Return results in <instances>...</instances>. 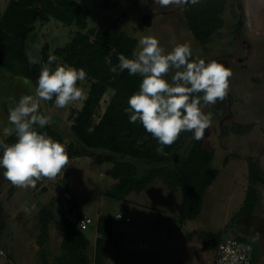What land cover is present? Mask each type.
Segmentation results:
<instances>
[{
  "label": "rangeland",
  "instance_id": "374dc122",
  "mask_svg": "<svg viewBox=\"0 0 264 264\" xmlns=\"http://www.w3.org/2000/svg\"><path fill=\"white\" fill-rule=\"evenodd\" d=\"M7 1L0 0L1 10ZM78 1L89 9L88 27L125 33L136 38L138 45L142 37L154 36L165 52L177 44L189 43L192 59L198 57L206 63L215 60L231 69L227 97L215 105L203 106L205 113H212V123L199 142L212 153L211 165L219 169V174L206 190L199 216H206L211 227L220 229L228 214L237 211L232 197H237L238 205L242 203L249 185V162H255L261 179L254 182L257 211L251 214L253 220L249 219L247 230L248 234L256 232L260 245L264 246V0H228L223 14L224 26L206 46H201L188 30L183 8L160 7L153 0H136V3L133 0ZM72 35L71 26L54 18L37 24L35 33L28 39L31 59H39V50L44 44L52 52L66 44ZM89 85L87 76L78 82L86 94ZM32 94L34 92L25 81L0 76V139H5L3 129L10 127L9 109L21 96ZM110 95L107 91L106 101ZM80 105L76 102L61 109L54 104L49 109L43 106V109L45 115L51 117V124L66 134L72 110ZM228 160L229 164L225 165ZM111 166L109 161L99 163L89 157L69 159L68 167L54 180L43 179L35 188L27 189L13 186L3 177L0 168V201L4 216L0 246L7 256L22 264H41L43 252L51 263L60 251L63 236L60 219L74 217L81 211L94 218L93 224L85 230L91 240L92 227L100 214L129 216L131 222L120 221L124 226L122 232L130 227L135 229L131 230L133 242L147 240L144 241L148 245L145 249L152 252L148 264H213V251L194 248L191 242L197 238L187 236L195 222L186 220L182 228L177 224L180 219L177 221L175 212L180 207L183 187L180 186L177 193L168 191L165 179L158 178L146 191L114 199L105 194L115 181L109 175ZM42 207L48 208L52 216L44 248L37 243L38 213ZM223 233L228 235L226 237L233 236L230 230ZM86 254L92 260V246H88ZM133 257L127 255L122 262L129 263ZM106 261L113 264L112 259ZM0 264H6L1 256Z\"/></svg>",
  "mask_w": 264,
  "mask_h": 264
},
{
  "label": "trees",
  "instance_id": "16d2710c",
  "mask_svg": "<svg viewBox=\"0 0 264 264\" xmlns=\"http://www.w3.org/2000/svg\"><path fill=\"white\" fill-rule=\"evenodd\" d=\"M227 1L199 0L194 5L183 6L187 28L201 46H206L224 26ZM88 15L89 9L78 0H8L4 9H0V76L4 79L19 78L34 92L41 67L47 63L50 54L58 58V63L83 68L90 82L87 99L78 109L72 110L68 132L63 134L52 124L44 128L36 126L37 130L63 143L70 161L89 157L99 163L111 162L109 175L115 181L106 190L107 196L124 199L128 193H140L155 179L164 178L169 191L174 192L180 186L184 188L181 218H195L200 212L205 190L218 173V168L211 165L212 153L193 138L192 132H182L171 146H165V154H158L157 139L139 121L129 122L130 114L125 112L129 107L127 101L139 91L142 77L129 75L127 70L112 73L110 67L118 65L119 53L131 58L138 40L125 33L88 27ZM50 18L71 26L73 35L66 44L54 48L52 52L44 44L39 50V59L33 61L28 39L35 33L37 24ZM110 54L111 65L105 62V57ZM55 66L54 63L52 67ZM174 71L166 77L169 82ZM107 91L111 94L108 101L105 100ZM41 102L40 112L45 115L43 106L49 109L55 104V98ZM15 140V135L5 138L7 143H14ZM257 179L261 177L256 163L251 161L246 195L232 219L257 211L258 197L254 185ZM82 216L83 213L77 211L74 218L64 216L60 219L63 228L60 251L51 263L42 252V264H104V253L114 233L112 217L105 214L98 216L95 223L98 236L90 260L86 254L90 241L85 233L89 227L82 230L78 225ZM51 218L48 208L39 210L37 243L43 248ZM3 226L0 201V231ZM204 238L209 246H217L220 234L205 233ZM250 243L253 261L258 250L254 241L250 240Z\"/></svg>",
  "mask_w": 264,
  "mask_h": 264
},
{
  "label": "clouds",
  "instance_id": "9594fccd",
  "mask_svg": "<svg viewBox=\"0 0 264 264\" xmlns=\"http://www.w3.org/2000/svg\"><path fill=\"white\" fill-rule=\"evenodd\" d=\"M153 2L160 7L183 8L199 0ZM117 58L118 65L110 67L112 73L127 70L129 75L142 77L139 91L130 96L125 112L130 114V123L139 121L157 139L158 154H165V146H171L182 132H192L197 141L204 138L212 123V113H205L203 106L215 105L227 97L232 76L230 68L215 60L206 63L198 57L192 59L189 43L177 44L165 52L154 36L142 37L131 58L123 53L117 54ZM57 61L58 58L50 54L41 67L34 94L21 96L9 109L10 127L3 129V136L15 135L16 140L7 143L0 139V168L3 177L18 188H35L38 181L54 180L69 165L65 146L36 128L52 123L50 116L41 114V101L55 98V106L63 109L87 99L84 89L78 86V82L86 78L85 70ZM105 62L112 64L111 54L105 57ZM54 63L56 66L52 67ZM173 70L169 82L166 77ZM81 226L83 222L79 228Z\"/></svg>",
  "mask_w": 264,
  "mask_h": 264
},
{
  "label": "crops",
  "instance_id": "0c3cea01",
  "mask_svg": "<svg viewBox=\"0 0 264 264\" xmlns=\"http://www.w3.org/2000/svg\"><path fill=\"white\" fill-rule=\"evenodd\" d=\"M229 161L230 160H228V162L225 165H228ZM236 170H235V173L237 172ZM218 174H219V169H218L217 175ZM214 179H213V181H214ZM212 182H211V184H212ZM151 184L152 183H150L147 186V188L145 190H143V191L148 190V188L150 187ZM209 186L207 187V189L209 188ZM178 190H179V188L176 191H174V193H177ZM206 190H205V192L203 194L200 212L197 214V216L195 218H181V216H180L181 203H180L179 209L177 207L178 210H177V212H175V217L177 218V221L180 219V221L177 223L179 225V228H182V225L186 222V220L195 222V225L193 226V229H192L193 231L190 230L187 233L188 237L193 238L194 235H195V237L197 238V241L196 240L195 241L192 240L193 242H191V240H190L192 245L193 246L195 245L194 248H199L202 251L212 250L213 253H214V258H215V253H216L217 246L216 245L212 246V247L209 246V244L206 243V241L204 240V239H206V238H204V234L205 233H210V234L211 233H213V234H218L219 233L220 234L219 241H220L224 237L228 236V235L223 233V231H227V230L232 231V233H233L232 237H237V238L249 241V242H250V240L254 241L252 233L248 234V230H247V224L250 221L249 219L251 218V220H253V218L251 217L252 213H247L243 217L232 219L233 215L242 206L245 196L242 198L243 199L242 203L241 202H240L241 204L239 203L240 205H238V203H237V200H236L237 197H235V196L232 197V201H234V202L236 201L235 203L232 202V204H233V206L236 207L234 209H237V211H234L235 212L234 213L231 210L232 213H234V214H230V215L228 214V218H225V220H223L222 223L220 224V226H221V228H220L221 230H220L218 228L215 229V228L211 227V225H209L210 224L209 219L206 218V216L205 217L203 215H202V217L199 216L202 213L203 203H204V195L206 193ZM15 191H17V189ZM143 191H141V192H143ZM132 192H130V193H132ZM183 192H184V190H183ZM183 192H182V195H181V200H182ZM130 193H128V194H130ZM127 195L124 197V199L127 197ZM83 215H84V213H83ZM69 217L70 218H74L75 216L74 217L69 216ZM111 217H112L113 224H114V229H113L114 233H113V238H112L111 242L109 243V245L107 246V249H106V251L104 253V264H108L106 260L110 261L111 259L113 260V264H148V261H150V257H151L152 252H150V251L145 249V247L148 246L146 244L147 240L143 239L142 242H141L140 239H139L137 243L133 242L132 241V237L133 236L131 235V233L133 231H131V230H135V229H131L130 227L127 228L128 229L127 231L124 230V232H122V229H123L124 226L120 224V221L124 220L125 222H131V218L129 216H125V217H129V220H125L124 218H117L116 216L115 217L111 216ZM96 220H95V223H96ZM231 221H233V222H231ZM205 224H206V226H205ZM197 226H200V227H197ZM92 229L94 231L93 239L91 240L90 237H88L89 241H90L88 246H92L93 249H94L95 239L98 236L95 224L93 225ZM142 231L143 230H141L140 232H142ZM127 232H128V234H127ZM188 239H190V238H188ZM144 241H146V242H144ZM144 244H146V245H144ZM262 247H264V246H261V245L259 246V249H260V252H259L258 246H257L258 255H259L258 264H264V251H262ZM112 249L114 251H112ZM110 251H112V252H110ZM127 255H131V257L133 255L134 259L133 258H131V259L129 258L130 259L129 263H123L122 262V258H124ZM0 256L2 258L6 259V264H8L7 263L8 259H15V258L8 257L6 253H5V256H2V255H0ZM111 256H112V258H111ZM213 264H214V261H213Z\"/></svg>",
  "mask_w": 264,
  "mask_h": 264
},
{
  "label": "built area",
  "instance_id": "2783aa9c",
  "mask_svg": "<svg viewBox=\"0 0 264 264\" xmlns=\"http://www.w3.org/2000/svg\"><path fill=\"white\" fill-rule=\"evenodd\" d=\"M118 218H124L129 220V217H123L122 214L116 215ZM83 222L82 230L87 229L93 223V219L84 214L79 220L78 225ZM146 245V244H144ZM0 255L5 256V252L0 246ZM8 264H22L15 259H8ZM214 264H252V245L246 240L239 239L237 237H224L219 241Z\"/></svg>",
  "mask_w": 264,
  "mask_h": 264
},
{
  "label": "flooded vegetation",
  "instance_id": "af4514ba",
  "mask_svg": "<svg viewBox=\"0 0 264 264\" xmlns=\"http://www.w3.org/2000/svg\"><path fill=\"white\" fill-rule=\"evenodd\" d=\"M226 8V7H225ZM259 232V231H258ZM252 236L254 238V242H256L255 244L258 246H260V243H259V236L255 233H252ZM258 259H259V255L256 256V258L252 261V264H258Z\"/></svg>",
  "mask_w": 264,
  "mask_h": 264
},
{
  "label": "water",
  "instance_id": "95a60500",
  "mask_svg": "<svg viewBox=\"0 0 264 264\" xmlns=\"http://www.w3.org/2000/svg\"><path fill=\"white\" fill-rule=\"evenodd\" d=\"M136 3V0H133Z\"/></svg>",
  "mask_w": 264,
  "mask_h": 264
}]
</instances>
